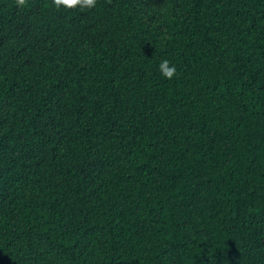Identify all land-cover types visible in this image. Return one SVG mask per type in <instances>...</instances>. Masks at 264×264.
I'll list each match as a JSON object with an SVG mask.
<instances>
[{"label": "trees", "instance_id": "1", "mask_svg": "<svg viewBox=\"0 0 264 264\" xmlns=\"http://www.w3.org/2000/svg\"><path fill=\"white\" fill-rule=\"evenodd\" d=\"M0 264H264V0H0Z\"/></svg>", "mask_w": 264, "mask_h": 264}, {"label": "clouds", "instance_id": "2", "mask_svg": "<svg viewBox=\"0 0 264 264\" xmlns=\"http://www.w3.org/2000/svg\"><path fill=\"white\" fill-rule=\"evenodd\" d=\"M57 5L65 7H81L91 9L95 7L96 0H55ZM17 5L23 6L26 0H16ZM157 70L165 79H172L176 75V65L168 59H161L157 64Z\"/></svg>", "mask_w": 264, "mask_h": 264}]
</instances>
